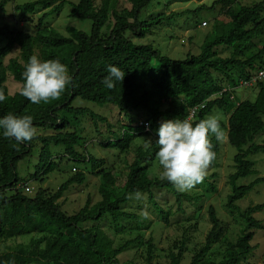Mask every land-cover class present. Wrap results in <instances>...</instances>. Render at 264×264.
I'll use <instances>...</instances> for the list:
<instances>
[{"label": "trees", "instance_id": "1", "mask_svg": "<svg viewBox=\"0 0 264 264\" xmlns=\"http://www.w3.org/2000/svg\"><path fill=\"white\" fill-rule=\"evenodd\" d=\"M233 1L215 0L210 6L202 4L194 10H185L194 13L222 4L229 19L214 20L200 51L188 53L183 59L170 58L152 44H137L126 35L128 31L133 37H144L163 20L180 14L158 13L142 19L140 14L150 0H127L129 6L123 8H118L117 0H101L99 4L96 0H34L15 6L24 17L37 8H48L50 3H55L38 18L34 33L0 27V89L8 97L0 103V118L8 113L31 115L34 127L50 131L37 134L30 142L18 143L5 138L0 130V239L38 234V237L31 238L30 248L20 247L0 253V264H135L132 260L121 262L118 258L132 240L114 246L112 238L100 227L83 223H97L107 215L116 226L121 220L136 219L138 216L125 211L123 206L130 195L140 192L147 193V199L159 218L167 223L168 211L156 201L153 190L171 192L178 210L182 209L183 199L188 197L168 181L149 175V164L143 162L149 161L158 150L157 138L152 139L145 151L141 145L137 146L135 158L125 173L105 170L103 158L80 151L78 147L84 146V137L75 130H67L72 117L89 113L93 120L105 122L106 119L85 107L72 106L76 97L116 105L118 114L126 122H121L118 132L112 131L101 144L121 152L130 147L135 137L149 133L144 126L133 123L130 115L136 110L145 111L147 118L139 119L148 121L156 130L163 120L188 118L192 109H195L194 120L206 118L215 107L227 112V140L237 152L233 156L235 171L229 176L231 193L227 196L226 207L231 212H238L246 225L235 243L226 247L224 256L219 260L212 259L207 254L223 236L224 227L210 205L207 212L211 226L204 243L184 263L188 241L184 233L173 243L164 264H241L246 260L254 247L251 244L254 233L262 228V222L253 214L264 208V202L241 210L236 201L264 182V176L258 175L253 169L254 162L248 158L250 154L264 153V137L260 142L254 141L255 136L264 130V81L255 83L258 91L254 100L236 102L233 89L249 80L264 65V44L253 50L255 38L264 40V15L261 14L264 0L249 5L237 4L236 7L232 6ZM67 2L71 5V16L92 21L89 33L68 26V35H62L45 23L48 15L58 12ZM6 3L7 0H0L1 12L5 11ZM14 46L19 48V57H11L5 63V56ZM220 46L226 47L229 54L222 56ZM32 55L42 60L59 59L67 65L72 82L58 100L37 105L19 94L23 66ZM154 59L158 61V67L152 65ZM109 65L125 72L123 80L116 81L111 90L102 83L108 75ZM234 71L238 73L236 78L232 76ZM7 72L21 84L13 94L5 85ZM223 79L228 82L227 86L223 85ZM36 141L40 145L35 170L30 174L32 180L42 181L65 156L67 160L89 164L91 171L102 178L98 187L100 200L91 204L88 199L71 214L61 209L58 199L70 185L85 180L83 171L68 177L53 193L40 187L34 194L23 193L17 187L20 178L16 165L31 154ZM212 143L217 158L219 146L216 141L212 140ZM52 146H62L63 155L58 156L59 162L53 159ZM252 174L256 177L249 183L236 184L238 178ZM209 184L214 189V185ZM153 250L150 237L147 240V264H151Z\"/></svg>", "mask_w": 264, "mask_h": 264}, {"label": "rangeland", "instance_id": "2", "mask_svg": "<svg viewBox=\"0 0 264 264\" xmlns=\"http://www.w3.org/2000/svg\"><path fill=\"white\" fill-rule=\"evenodd\" d=\"M34 0H7L5 11H0V27L6 26L11 29H22L31 33L35 32V25L38 18L43 12L48 11L55 3H50L48 8H37L32 14L24 17L16 11L15 6L25 2ZM76 0H72L75 2ZM101 0H96L97 4ZM215 0H150L148 5L142 10L140 17L142 19L156 16L158 13L169 15L175 12L179 15L172 16L171 19H165L160 24L153 27L144 37H133L130 32H126L132 40L137 44H152L162 54L173 58L183 59L186 55L197 54L200 51V45L205 36L210 32L214 20L227 21L229 18L225 13L222 4H217L212 9H202L198 12H187L185 10H194L196 7L205 4L210 6ZM260 0H234L232 6L237 4L249 5ZM118 8L129 6L127 0H117ZM71 5L65 3L62 8L53 14L48 15L45 23L54 28L62 35H68L67 27L71 26L76 29L90 32L92 21L90 19L78 18L70 15ZM183 12V13H182ZM182 13V14H181ZM264 15V11L261 12ZM206 22L205 25L202 22ZM254 51L261 48L264 40L260 37L255 38ZM1 47V44H0ZM219 52L222 56L228 55L229 50L220 46ZM11 57H19V48L14 46L5 56L4 62L7 63ZM152 65L158 67V61L152 60ZM236 71L232 72L233 77H237ZM264 81V80H263ZM241 82V81H240ZM224 86L228 82L223 79ZM5 85L10 94L18 91L20 82L13 79L11 74L7 72ZM235 101L244 99L254 100L258 91L255 83L251 85H243L240 83L234 89ZM74 107H85L97 115L105 117L106 121L93 120L89 113H83L76 118L72 117L67 130H75L84 137V146L78 147L82 152L90 153L97 158H103L105 170H119L122 173L128 171L129 165L133 162L136 155L137 146L141 145L145 151V143L153 138L158 139L157 130L151 126L146 130L149 132L146 136L135 137L130 147L121 152L116 148L103 146L111 132L117 133L121 122L126 119L118 114V108L113 103L99 104L80 97L74 98L72 101ZM208 115H217L221 120V127L226 131V122L228 113L218 108H213ZM207 115V116H208ZM133 123L139 118H147L146 112L141 110L134 111L131 115ZM206 116V117H207ZM264 121V115H262ZM37 129V134H46L50 130ZM264 137V130L255 136L254 141L260 142ZM216 141L215 137H212ZM217 142V141H216ZM218 143V154L215 163L207 170V176L202 183L195 185L191 190L184 191L188 197L183 199L182 209L178 210L174 195L166 189H154L156 201L165 210L168 211V222L162 221L158 212L147 199L146 192H140L129 196L123 209L138 216L133 220H121L117 226L114 225L110 217L105 216L97 223L88 221L83 225H96L100 227L113 240L114 246L132 240L130 245L118 255L121 262L132 260L135 264H147V240L151 237L154 245L151 264H164L168 261V254L173 243L181 239L185 233L188 241L186 243V252L183 262L187 263L191 255L197 250L205 240V236L210 229L208 218V207H214L217 216L224 227V234L221 239L214 243L208 252V256L212 259L219 260L225 254L227 246L234 244L237 237L243 231L246 221L239 216L238 212H231L227 207V196L231 193L229 176L235 171L233 156L237 152L236 147L232 146L228 140ZM40 143L36 141L29 156L18 161L16 170L20 178V185H32L37 188H45L49 192H55L59 185L78 171H83L85 180L82 183H74L64 191L58 203L66 214H71L79 210L89 199L93 204L100 200L98 187L102 184V178L95 172H92L89 164L77 163L67 160L65 156L59 162L58 156L63 155L62 146H52L53 159L58 161V167L45 175L42 181L32 180L30 174L35 170V164L38 160V148ZM248 158L254 162L255 169L259 176H264V153L258 152L248 155ZM148 172L150 176L159 177L160 166L155 155L147 162ZM256 175H248L237 179L236 184L242 185L252 181ZM214 185L211 189L210 184ZM264 202V182L258 183L254 188L246 193L236 204L241 210L249 205ZM253 216L262 222V228L256 230L251 244L254 246L251 253L241 264H264V208L257 211ZM38 237V234H27L0 239V253L5 251H15L20 247L30 248L31 238Z\"/></svg>", "mask_w": 264, "mask_h": 264}, {"label": "clouds", "instance_id": "3", "mask_svg": "<svg viewBox=\"0 0 264 264\" xmlns=\"http://www.w3.org/2000/svg\"><path fill=\"white\" fill-rule=\"evenodd\" d=\"M107 71L102 83L111 90L115 88L116 81L123 80L125 72L115 65H109ZM22 77L19 94L37 105L58 100L72 82L66 64L59 59L42 60L37 55L28 58ZM7 99L0 89V103ZM0 130L5 138L18 143L30 142L37 135L31 115L8 113L0 118ZM157 134L155 156L161 169L159 178L181 192L191 190L206 178L207 170L216 158L212 137L220 143L227 140V133L217 115L199 120L192 117L166 119L160 123ZM150 143L149 140L144 147L147 149Z\"/></svg>", "mask_w": 264, "mask_h": 264}, {"label": "built area", "instance_id": "4", "mask_svg": "<svg viewBox=\"0 0 264 264\" xmlns=\"http://www.w3.org/2000/svg\"><path fill=\"white\" fill-rule=\"evenodd\" d=\"M202 24L205 25L206 22L204 21V22H202ZM258 80H264V65H263V67L261 69H259L257 71L256 74L251 76V78L249 80H244L241 83L243 85L247 86V85H251L253 83H256ZM194 111H195V109L191 110L188 118L189 117H193ZM136 124L140 125V126H144L146 129L149 128V125H150L149 122L144 120V119H138ZM17 187L25 194H34L35 191L37 190L34 186L28 185V184H26V185H20L19 184Z\"/></svg>", "mask_w": 264, "mask_h": 264}, {"label": "water", "instance_id": "5", "mask_svg": "<svg viewBox=\"0 0 264 264\" xmlns=\"http://www.w3.org/2000/svg\"><path fill=\"white\" fill-rule=\"evenodd\" d=\"M27 264H39V263H27ZM42 264V263H41Z\"/></svg>", "mask_w": 264, "mask_h": 264}]
</instances>
